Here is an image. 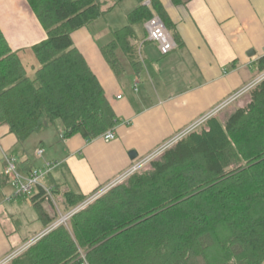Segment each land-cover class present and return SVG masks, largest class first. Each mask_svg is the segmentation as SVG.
<instances>
[{
	"label": "trees",
	"instance_id": "obj_1",
	"mask_svg": "<svg viewBox=\"0 0 264 264\" xmlns=\"http://www.w3.org/2000/svg\"><path fill=\"white\" fill-rule=\"evenodd\" d=\"M122 1L27 0L48 35L36 51L34 78L0 30V123L20 144L57 122L66 136L87 140L116 127L105 91L71 35ZM145 1L138 0L128 26L103 50L117 72L119 52L134 71L142 68L132 44L136 24L159 16L168 29L160 1L150 0V7ZM259 68L264 74V58ZM247 95L245 107L227 119L211 117L8 264H264V80ZM21 164L32 171L29 160ZM56 194L40 189L31 199L48 226L56 217L43 204ZM89 198L62 193L63 213Z\"/></svg>",
	"mask_w": 264,
	"mask_h": 264
},
{
	"label": "crops",
	"instance_id": "obj_2",
	"mask_svg": "<svg viewBox=\"0 0 264 264\" xmlns=\"http://www.w3.org/2000/svg\"><path fill=\"white\" fill-rule=\"evenodd\" d=\"M125 1L105 18L71 35L74 47L99 80L116 115L115 140L106 142L103 135L92 140L79 134L66 136L63 124L57 122L53 127L58 139H52L49 130L33 135L38 145L32 157L27 143L33 136L20 144L9 127L0 123V263L51 226L40 216L25 226L21 213L28 198L17 195L16 187L5 175V157L16 158L23 174H28L21 164L26 160L32 170L54 164L43 187L32 197L46 188L61 197V204L62 193L67 191L92 197L118 181L139 159H147L264 76L259 68L264 58V0H182L181 4L159 0L168 30L179 44L163 57L157 45L148 41L146 23H138L132 44L142 68L134 71L119 52L121 66L117 72L103 50L114 41L116 32L128 26V15L139 6L136 0L135 8L126 14L127 24L120 28L108 19ZM146 2L150 0L143 5ZM0 30L27 75L35 77L40 68L36 51L48 42V35L27 0H0ZM247 93L220 111V118L227 119L236 109L245 107L249 103ZM41 149L44 155L38 158ZM43 208L55 218L48 204ZM31 225L35 232L25 238Z\"/></svg>",
	"mask_w": 264,
	"mask_h": 264
},
{
	"label": "built area",
	"instance_id": "obj_3",
	"mask_svg": "<svg viewBox=\"0 0 264 264\" xmlns=\"http://www.w3.org/2000/svg\"><path fill=\"white\" fill-rule=\"evenodd\" d=\"M150 2H146L145 5L149 6ZM147 33H148V41L155 43L158 47L159 53L163 56H169L177 47L176 42L174 41L173 37L169 33L165 23L159 16H155L151 18L145 25ZM264 78V76H263ZM262 78V79H263ZM254 87V86H253ZM253 87L242 91L241 93H238L237 95L233 96L229 99L222 107H220L217 111H215L212 115L202 120L199 124L194 126L193 128L183 132L181 135H179L177 138L172 140L171 142L167 143L163 148H161L159 151L148 157L147 159L139 162L136 164L130 171H128L125 175H123L118 181L107 187L106 189L102 190L101 192L94 195L88 202L83 203L82 206L75 209L73 212H71L69 215L62 218L60 222H58L55 225H52L44 234L47 235L57 227L61 225H66L68 219H70L75 213L79 212L80 210L84 209L86 206L91 204L92 202L96 201L100 197H102L105 193H107L109 190L113 189L117 185L124 182L127 178H129L131 175L135 174L137 171L143 169L146 167L150 162L157 159L158 156H160L163 152L168 150L170 147H172L174 144H176L179 140L186 137L188 134L199 128L201 125H203L208 119L218 114L222 109L225 107L231 105L236 100H238L243 94L246 92H249ZM115 133L114 131H109L106 134L102 136L103 140L106 142H111L115 140ZM44 155V150L41 149L37 152L38 158H41ZM54 164L48 163L43 168H36L32 170L28 174H23L19 172L18 169V161L14 157H5V175L10 179L11 183L16 187L17 189V195L23 198H29L32 197L35 191L39 187H43L42 182L45 181L48 176L50 175L52 168ZM52 188H46L45 192L51 196L52 195ZM36 242V240L33 241V243ZM32 243V244H33ZM28 248L24 247L22 250L18 251L14 255L10 256L8 259L3 261L0 264H8L11 262L14 258L19 256L24 250ZM84 264H88L85 262Z\"/></svg>",
	"mask_w": 264,
	"mask_h": 264
},
{
	"label": "rangeland",
	"instance_id": "obj_4",
	"mask_svg": "<svg viewBox=\"0 0 264 264\" xmlns=\"http://www.w3.org/2000/svg\"><path fill=\"white\" fill-rule=\"evenodd\" d=\"M111 1V0H110ZM135 6H136V0H126L123 4H121L118 8H117V10L114 12V14H113V16H111V18L110 19H108V21H113V22H115V24L117 25V26H119L120 28L122 27V26H124V25H126L127 24V21H126V14L127 13H129L132 9H134L135 8ZM119 27H117V28H119ZM120 55V58L121 59H123L124 58V56H123V54L122 53H120L119 54ZM31 78H34V75L32 76H30ZM264 80V78L263 79H261L255 86H257L260 82H262ZM254 86V87H255ZM248 99H249V101H250V97H248ZM223 110V109H222ZM221 110V111H222ZM220 113V112H219ZM216 114V115H219V117H220V114ZM225 113H227V112H225ZM229 115V114H228ZM49 131H48V135H50V134H52V139H58L59 137V135H58V131H57V129L55 128V127H51L50 129H48ZM37 136H33L32 138H30L29 140H28V143H27V145H28V152H29V154L32 156V154H33V152H34V149L37 147ZM59 141V140H58ZM48 144H49V142H48ZM62 146H63V143L61 144ZM48 147H50L49 145H47V148ZM50 149V148H49ZM162 155V154H161ZM160 155V156H161ZM160 156H158L157 157V160H159L160 158ZM33 157V156H32ZM159 158V159H158ZM156 160V159H155ZM142 161V158L141 159H139V161L137 162V164L139 163V162H141ZM150 164V163H149ZM149 164L146 166V167H149ZM54 167V166H53ZM65 169V168H64ZM19 172H20V170H19ZM20 173H22V172H20ZM65 175H67L66 173H65ZM67 179L70 181V179L67 177ZM67 186H71L70 184H68ZM112 190V189H111ZM110 191V190H109ZM108 191V192H109ZM106 194V193H105ZM104 194V195H105ZM94 196V195H93ZM92 196V197H93ZM54 202L50 205L49 203H46V204H48V206H50V212H51V214H52V216H54V217H56V222L54 223V225L55 224H57L58 222H60L61 220H62V218H64L65 216H67V215H69L71 212H73L75 209H77L78 207H80V206H82V204L81 205H79L77 208H75L74 210H72L71 212H69L68 214H66L65 215V213H63V210H62V205H61V197L59 196V195H54ZM92 197H90L87 201H85L84 203H86V202H88ZM101 198V197H100ZM95 202V201H94ZM94 202H92V203H94ZM91 203V204H92ZM25 204H26V206H25ZM91 204H89V205H91ZM88 205V206H89ZM88 206H86V207H88ZM85 207V208H86ZM84 208V209H85ZM83 210V209H82ZM81 211V210H80ZM79 211V212H80ZM78 213V212H77ZM21 214H23V220H24V224H25V226H27L28 225V222H30L31 220H33V219H37L38 217H39V215H38V212L35 210V208L32 206V204H31V202H30V198H28L27 199V201L24 203V207H23V211H22V213ZM76 214V213H75ZM41 221V220H40ZM68 221H69V219H68ZM68 221H67V223H68ZM39 222V221H38ZM67 223H66V225L65 226H67ZM37 224V223H36ZM52 226V225H51ZM50 226V227H51ZM34 227V225H31V226H29V229H27L26 230V232H25V238H27V237H29V235H32V233L33 232H35V229L33 228ZM49 227V228H50ZM48 228V229H49ZM31 229V230H30ZM47 229V230H48ZM46 230V231H47ZM45 231V232H46ZM44 232V233H45ZM43 233V234H44ZM43 234L42 235H40V236H38V237H36V238H34L33 240H31V241H29V243H26V245H25V247H27L28 246V248H30L32 245H34L36 242H38L40 239H42L43 238ZM34 240H36V242H34L33 243V241ZM33 243V244H32ZM27 248V249H28ZM26 249V250H27ZM26 250H24L22 253H24ZM21 253V254H22ZM20 254V255H21Z\"/></svg>",
	"mask_w": 264,
	"mask_h": 264
},
{
	"label": "water",
	"instance_id": "obj_5",
	"mask_svg": "<svg viewBox=\"0 0 264 264\" xmlns=\"http://www.w3.org/2000/svg\"><path fill=\"white\" fill-rule=\"evenodd\" d=\"M130 156H131L132 159H135V154L134 153H131Z\"/></svg>",
	"mask_w": 264,
	"mask_h": 264
}]
</instances>
